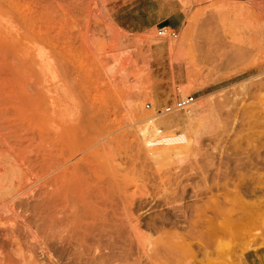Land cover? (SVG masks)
Listing matches in <instances>:
<instances>
[{"label": "rangeland", "instance_id": "1", "mask_svg": "<svg viewBox=\"0 0 264 264\" xmlns=\"http://www.w3.org/2000/svg\"><path fill=\"white\" fill-rule=\"evenodd\" d=\"M0 264H264V0H0Z\"/></svg>", "mask_w": 264, "mask_h": 264}, {"label": "built area", "instance_id": "2", "mask_svg": "<svg viewBox=\"0 0 264 264\" xmlns=\"http://www.w3.org/2000/svg\"><path fill=\"white\" fill-rule=\"evenodd\" d=\"M158 36L161 38L177 39L179 37V32L171 27L162 26L158 28ZM195 102L193 96L180 97L178 98L173 105L166 107L163 112L170 113L173 111H182L190 107Z\"/></svg>", "mask_w": 264, "mask_h": 264}, {"label": "crops", "instance_id": "3", "mask_svg": "<svg viewBox=\"0 0 264 264\" xmlns=\"http://www.w3.org/2000/svg\"><path fill=\"white\" fill-rule=\"evenodd\" d=\"M166 21V24L165 25H162V26H166V27H171V28H174L176 29L177 31L181 29V27L185 24V21H180L179 19V15H173L171 17H169L168 19L165 20ZM161 23H148V24H142V25H139L138 26V31L141 30V29H145V30H149V29H152L154 27H158ZM129 27V26H128Z\"/></svg>", "mask_w": 264, "mask_h": 264}, {"label": "bare ground", "instance_id": "4", "mask_svg": "<svg viewBox=\"0 0 264 264\" xmlns=\"http://www.w3.org/2000/svg\"><path fill=\"white\" fill-rule=\"evenodd\" d=\"M243 89H244V87H243ZM152 127L154 128V126L152 125ZM69 132V131H68ZM144 137H145V139H146V142H147V144L149 145V146H151L152 145V143H153V139L152 138H150V137H147L146 136V134H145V132H144Z\"/></svg>", "mask_w": 264, "mask_h": 264}]
</instances>
